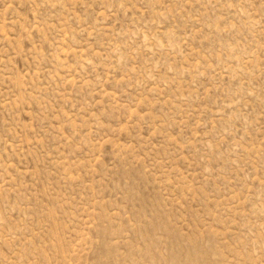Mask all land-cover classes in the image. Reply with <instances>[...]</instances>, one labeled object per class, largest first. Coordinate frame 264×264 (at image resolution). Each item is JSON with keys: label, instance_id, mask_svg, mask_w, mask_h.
Wrapping results in <instances>:
<instances>
[{"label": "rangeland", "instance_id": "rangeland-1", "mask_svg": "<svg viewBox=\"0 0 264 264\" xmlns=\"http://www.w3.org/2000/svg\"><path fill=\"white\" fill-rule=\"evenodd\" d=\"M0 264H264V0H0Z\"/></svg>", "mask_w": 264, "mask_h": 264}]
</instances>
